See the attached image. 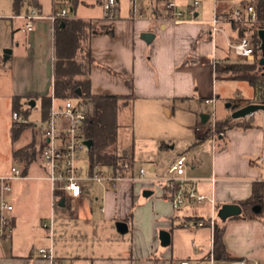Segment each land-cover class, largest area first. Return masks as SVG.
<instances>
[{"label":"crops","instance_id":"crops-1","mask_svg":"<svg viewBox=\"0 0 264 264\" xmlns=\"http://www.w3.org/2000/svg\"><path fill=\"white\" fill-rule=\"evenodd\" d=\"M37 1L40 6L36 7L40 9L42 17L36 19L34 28L31 31L24 30L26 21L23 15L32 6L27 3L26 12L16 15V18L23 23L22 29L29 34L27 54L35 53L32 43H35L38 39L37 23L40 20L49 19L48 16L55 11V0H52V12H46V14L43 13V7L44 4L46 5L47 0ZM104 2L105 0H101L100 3L103 5ZM137 4L145 10L143 17L133 16L131 12L128 15H121L118 12V15L113 18L105 17L104 14L98 18H86L103 25L112 24L115 29L113 35L93 34L91 37V49L95 59L90 73L92 91L97 94H132L131 107L139 101L149 111L151 110L150 105L156 104L164 107L169 115L173 113L169 106L171 102H196L203 127H208L211 112H208L205 107H212L213 103L216 107L221 99L217 91V72L219 69L217 64L220 61H226L229 53V51L225 52L224 57H219L217 33L213 34L212 32V20L200 19L198 9L194 18L187 16L176 20L171 19L159 8L160 0L156 3L152 0H137ZM53 27L52 24V58L50 65L39 68L38 78H40V81H38L36 87L16 90L22 91V93L19 92V94L14 95L22 96L23 101L26 99L29 101L32 99L41 100V96L52 94V84L54 82ZM145 32L153 33L154 37H150L151 40L146 41L142 37ZM27 54L24 56L25 58L28 57ZM12 56L13 50L8 59ZM215 61L219 62L215 63ZM16 73H19L17 65L13 69L15 80ZM250 85L254 89L252 96L234 98L239 105L238 108L250 102H255V97L260 94L258 87L251 83ZM193 116H195L194 113ZM245 118H251L255 125L246 129L233 127L223 132V135L209 137L211 139V162L209 167L206 166L203 157L195 154V152L192 154L194 160L184 155L188 163L186 176L196 179L197 188L201 192L207 195L214 193L217 210L219 211L227 203L240 204L241 201L251 195L254 182L264 181V160L259 161L260 157H264V119L259 122L254 119V114ZM197 125L196 122V127H198ZM197 131H199V128H197ZM205 132L206 128L201 131L200 138L194 142H191L193 140L188 142L187 154H191L190 149L193 145L207 139H202ZM120 154L130 157L129 153L120 152ZM12 157L15 161L13 152ZM13 165H17L16 161ZM40 166L43 169L41 175L31 173L33 169L31 164L26 170V177L16 181L34 179L49 182L45 178V169L41 164ZM19 167L24 169L23 166ZM102 168L108 169V167ZM151 170L156 171L157 166L152 165ZM9 171L10 169L6 172H0V175ZM132 181L134 180L123 179L119 181L120 183L116 189L106 188L102 197L101 210L99 209L104 220L126 221L129 229L133 228L131 244H125L115 253H112L108 248L84 253L80 252V249L75 251L71 248V253L65 252V256H60L61 253L56 252L54 246L56 242L54 234L56 202L53 204L52 201L51 209H49V219L53 216L52 247L54 246L55 258L65 260L70 264L79 261H83L85 264H180V261L184 259L190 260L191 264L210 263L209 257L213 247V228L208 224L197 226L194 221L198 218L207 219L212 213L211 208L208 205H198L176 209L173 207L171 196L164 195V187L158 191L160 195H158L159 203L157 197L156 200H152V206L148 205L149 199H145L144 204L136 206L132 202L135 199L138 200L141 196L139 192L135 191V184ZM85 182L87 181L83 182L82 197L75 199L73 203L82 204V206L86 204L87 206L76 211V213L79 217L83 214L88 223L98 225V221L102 219L96 217L97 211L94 210L93 205L87 202L90 198L91 201L99 198L94 195L89 197L90 193L86 192ZM12 191H14V187ZM151 191L154 194V190ZM32 192V189L25 191L23 199L30 198ZM142 196L143 198L149 197L144 195V192ZM37 198L39 201V195H37ZM38 201L35 205L36 214L41 212ZM60 201H57L58 206L62 208L66 202L62 205ZM142 201L143 199H141ZM167 204H171V210L165 208L164 205ZM257 206L261 211L259 216L247 218L228 217L224 219L217 216V222L225 226L224 241L226 247L234 255L256 259L264 264V204ZM13 216L14 231L18 214L14 213ZM38 216V222L44 228L43 223L47 221L45 219L47 216L40 214ZM129 216L130 219L127 220ZM60 230L63 231L62 228ZM161 230H167L171 234V242L168 245H162L161 243ZM44 231L49 241L48 246H50L49 232L46 228H44ZM63 235L65 240L70 238L68 234L62 233L60 234V240H62ZM46 237L42 236L44 241ZM13 242L14 235L11 240L0 243V264H51L49 259L39 254L38 250H30L26 253L15 252ZM64 247L68 248L67 246Z\"/></svg>","mask_w":264,"mask_h":264},{"label":"rangeland","instance_id":"rangeland-1","mask_svg":"<svg viewBox=\"0 0 264 264\" xmlns=\"http://www.w3.org/2000/svg\"><path fill=\"white\" fill-rule=\"evenodd\" d=\"M200 1L201 3L198 7L199 18L211 21L214 14L213 0ZM61 2L69 10L70 16L72 17L98 18L103 16V8L99 0H78L75 10L72 9L73 4L71 2H67L66 0H61ZM247 2L249 0H231V3L235 6H243ZM54 3L56 9L60 8V3L57 1ZM117 3L121 15L130 14L131 0H118ZM26 8L27 3L22 6L20 13H25ZM52 10L53 1L47 0L46 5L44 4L43 7V13H51ZM16 15L17 13L13 9V0H0V172H6L15 164L12 157L13 150L26 147V151L30 154V162L26 163L25 160H18L16 161L17 165L23 167L27 165L29 167L32 164L33 169L31 173L41 175L43 173V169L40 166V151L42 147L41 122L43 119L41 100H35V106H32L29 110L28 121L21 123L28 125L27 128L22 132L19 139L13 141L11 125L15 120L12 118L11 98L14 94L22 93V91H16L20 90V88L31 89L32 87H36V84L40 81V78H38L39 68L50 65L52 58L53 20L49 18L40 20L37 23L38 39L35 43H32L35 53L27 54L29 34L22 29L23 23L16 18ZM257 21L258 18L254 24H241L251 28L259 26L264 22L263 19L260 22ZM92 22L97 26L103 25L93 20ZM220 26L222 29L217 32L219 57H224L225 52L229 51L228 58L226 57V59L235 63H245L246 61L238 58L232 51L230 53L227 38L237 37V34L232 30L231 24L222 23ZM6 49L13 50V56L10 59H5L4 57V51ZM26 54L28 55L27 58L24 57ZM15 65L18 66L19 71L18 74L16 73V80L13 76ZM259 73V68L255 70L233 71H226L222 68L218 69L217 91L221 99L216 106V113L219 120L231 117L232 111L234 110L231 106L234 98H244L253 95L254 89L250 85V82L240 77L254 76ZM132 96V94L124 95L121 101L129 103L130 105ZM60 103H62V100L57 99L56 104ZM228 103H230L229 107H227ZM150 106L151 110L148 111L147 107L138 101L134 106L122 110L119 114V151L130 154V157L125 156L124 163L131 162L132 159L131 169L135 175L139 174L141 168L145 170L142 179L132 181L135 184V191L139 192L141 196L138 200L135 199L132 202L136 206L138 204H144L145 199H149L148 205L152 206V200L157 199L159 195L158 191L163 188L164 182L158 180L173 176L169 169L173 161L180 155H186L189 159L194 160L195 158L192 154L195 152V154L203 157L206 166L208 165L209 167L211 162L210 138L193 145L190 149L191 154H187L189 148L188 142L191 140H193L191 142L196 141L202 135L201 131H204L205 128L206 131L211 128L210 125L203 127L202 118L198 114L199 107L196 102L177 101L169 103L173 112L172 115H169L165 108L160 105L153 104ZM27 107L28 104L25 103L24 108ZM205 108L208 112L212 111V107ZM193 113L195 116H193ZM254 119L262 122V119H264V111L258 110L255 112ZM196 122L198 127H196ZM30 124L31 126H29ZM197 128H199V131H197ZM214 134L218 137L219 135H223V132L218 133L216 129H212L211 135L213 136ZM84 159L85 174L90 171L87 153H84ZM152 165L157 166L156 171L151 170ZM119 183L117 182L113 185L108 181L85 182L86 192L90 193L89 197L94 195L99 198L94 201H91L90 198L87 202L94 206V210L97 211L96 217L102 219L98 221V225L88 223L83 214L79 217L76 213V211L87 206L86 204L83 206L78 203L72 205L70 200H66L65 206L61 208L58 206V202H56L54 233L56 242L54 246L56 252L61 253L60 256H65V252L71 253V248L75 249V251L80 249L82 253L86 251L96 252L98 249L103 250L108 248L112 253H115L125 244H131L134 232L133 228L131 227L129 231L121 233L117 229L116 220H104L99 211L103 204L102 197L104 196L106 188L110 190L116 189ZM13 187L14 191L11 192L10 198L14 204L13 214H18L16 227L13 231L14 251L26 253L30 250L37 251L40 247H48L49 241L45 235L44 228L38 222V214L47 216L45 219L49 221V209H51L52 202L50 183L46 180L37 181L34 179H25L14 181ZM29 189L33 191L32 196L24 200L23 195ZM146 189L154 190V194L143 198L142 195ZM37 195L40 197L39 201ZM151 197L153 198L151 199ZM141 199H143L142 202ZM36 201L40 203L41 208V212L37 214ZM164 206L167 209L172 207L171 204ZM217 216L223 219L219 214V210H217ZM62 233L68 234L70 238L65 240V236L63 235L62 240H60V234ZM42 236L46 237L45 241ZM63 245L68 248H65ZM74 264H85V262L79 261Z\"/></svg>","mask_w":264,"mask_h":264},{"label":"built area","instance_id":"built-area-1","mask_svg":"<svg viewBox=\"0 0 264 264\" xmlns=\"http://www.w3.org/2000/svg\"><path fill=\"white\" fill-rule=\"evenodd\" d=\"M223 1L231 3V0H213V34H216L222 29L220 26L222 23L251 24L257 20L258 16L254 2L249 1L243 6L233 5L232 9L220 13L218 5ZM117 2V0H106L103 3L102 7L105 17L113 18L117 15L119 12ZM200 3V0H160L159 8L167 17L174 20L187 16L194 18L197 15V9ZM130 12L133 16L138 17H143L145 14V10L137 4V0H131ZM69 14V10L62 5L48 17L55 21L61 17H68ZM23 17L26 21L24 30L31 31L34 28L36 19L41 18L42 14L39 8L32 6ZM227 40L229 49L244 61L253 62L256 59L257 51H260V58L262 57L261 39L257 40L253 34H248L243 37L227 38ZM261 71L263 70L261 69ZM53 85L54 82L52 84L50 112L47 119L41 122L42 147L40 151L41 165L46 171L45 178L50 183L53 204L65 199V202L66 200H70L72 205H74V200L83 195L84 181H108L115 185L123 179H142L145 170L141 168L139 174L135 175L131 169L132 161L123 163L116 170L102 167H94L91 170L90 167V171L84 174V153H87V156L89 154V147L85 143V140L88 138L82 131L85 120L84 111L79 103L70 98L60 99L62 103L56 104L58 98L54 95ZM259 92L261 95L264 94V86L260 87ZM12 117L18 123L28 121V118H25L16 111L12 113ZM209 119L210 127L214 130L217 119L214 103L212 111L209 114ZM215 136L214 134L213 137ZM263 160L264 157H260L259 161L262 162ZM187 166V158L184 155L177 157L169 169L173 176L159 179L158 181L164 182L163 187H175L178 185L176 192L171 197L173 207L176 209L208 205L212 210L211 215L207 219L198 218L194 223L197 226L208 224L213 228L217 221L218 207L216 197L214 193L207 195L197 188L196 179H191L186 176ZM25 177L24 169L17 165H12L8 173L0 175V243L2 241H9L13 237L14 204L10 199V193L13 190V182ZM53 226V216H51L49 221L43 223V227L49 232L51 245L48 247H40L38 252L42 257L49 259L51 264H70L54 256L52 247ZM236 262L238 264H261L259 260L247 258ZM180 264H191V262L188 259H184L180 261ZM210 264H215L212 254Z\"/></svg>","mask_w":264,"mask_h":264},{"label":"trees","instance_id":"trees-1","mask_svg":"<svg viewBox=\"0 0 264 264\" xmlns=\"http://www.w3.org/2000/svg\"><path fill=\"white\" fill-rule=\"evenodd\" d=\"M73 4V10L76 9L78 0H66ZM101 2V0H99ZM154 3L159 0H152ZM255 3L258 21L264 20V0H249ZM60 6L63 5L61 0L57 1ZM29 3L31 6L39 7L37 0H13V9L19 14L22 6ZM56 6V5H55ZM233 4L220 2L218 5L219 12L232 9ZM56 10V7H55ZM254 24V23H252ZM260 24V23H259ZM53 72H54V95L58 99L70 98L79 103L82 107L85 120L83 124V134L92 140L89 147L88 160L91 170L94 167H108L114 170L121 167L124 163L125 156L119 152L118 130L120 127L119 114L122 110L132 105L122 102L124 95L120 94H97L91 89V68L95 63V59L91 49V37L93 34H110L115 32L114 26L111 25H95L91 19L81 17H61L53 22ZM232 30L239 37L253 34L259 40L258 31L264 28V22L259 26L249 28L247 25L231 23ZM260 51H257L256 59L253 62L235 63L229 61H220L218 68L226 71L233 70H255L259 68L260 73L254 76H242L240 78L248 80L252 85L260 89L264 86V75L262 74V65L260 64ZM259 82V85H258ZM52 94L41 96V107L43 119H47L50 112ZM22 96L14 95L11 100L12 113L14 111L28 118L30 101L22 100ZM34 100V99H33ZM256 102H264V94L255 97ZM28 104L24 108V104ZM233 109L238 108L235 99L232 101ZM251 118L234 119H216L215 129L218 133L225 132L233 127L243 129L254 126ZM28 125L13 121L11 125V135L13 141L20 138L22 132ZM31 126V124L29 125ZM211 128L208 129L202 139L211 137ZM15 161L25 160L30 162V154L26 151V147H20L13 151ZM28 166L24 167L26 173ZM178 186V185H177ZM175 187H164V195L173 196L177 190ZM264 204V181H256L253 184L251 195L240 202L242 211L240 214L231 217H255L259 216L261 211H255L254 207ZM131 216V215H130ZM130 216L127 218L130 219ZM225 226L216 221L213 227V247L211 254L213 255L215 264H228L244 259L234 255L227 247L224 241ZM211 257V255H210ZM209 257V259H210Z\"/></svg>","mask_w":264,"mask_h":264},{"label":"water","instance_id":"water-1","mask_svg":"<svg viewBox=\"0 0 264 264\" xmlns=\"http://www.w3.org/2000/svg\"><path fill=\"white\" fill-rule=\"evenodd\" d=\"M258 35L261 39V51H262V57L260 59V64L262 65V74L264 75V28H260L258 31ZM142 37L146 40V41H150L151 38L154 37V34L151 32H145ZM151 37V38H150ZM5 59L9 58V55L12 52V49H6L5 51ZM31 106H35V100H31L30 102ZM228 107L230 106V103H228L227 105ZM258 110H263L264 111V102H250L244 106H241L239 108H236L232 111V118L234 119H239V118H243L246 116H250L252 114H254L255 112H257ZM85 143L88 147H90L92 145V140L91 139H86ZM152 194L151 190H146L144 191V195L149 196ZM60 203L62 205L65 204V199H62L60 201ZM255 211H259V207L255 206L254 207ZM242 211V207L239 203H227L225 204L219 211L220 216L224 219V218H228L231 216H235L240 214ZM116 226L117 229L119 230V232L121 233H125L129 230V226L128 223L126 221H117L116 222ZM160 239H161V243L162 245H168L171 242V234L169 231L167 230H161L160 231ZM228 264H238L237 262H232V263H228Z\"/></svg>","mask_w":264,"mask_h":264}]
</instances>
